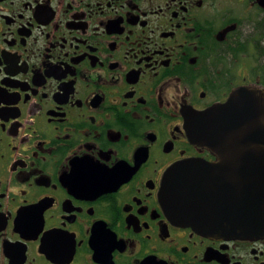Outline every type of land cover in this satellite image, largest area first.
I'll use <instances>...</instances> for the list:
<instances>
[{
  "label": "flooded vegetation",
  "instance_id": "af4514ba",
  "mask_svg": "<svg viewBox=\"0 0 264 264\" xmlns=\"http://www.w3.org/2000/svg\"><path fill=\"white\" fill-rule=\"evenodd\" d=\"M242 88L264 0H0V264H264L184 192Z\"/></svg>",
  "mask_w": 264,
  "mask_h": 264
},
{
  "label": "water",
  "instance_id": "95a60500",
  "mask_svg": "<svg viewBox=\"0 0 264 264\" xmlns=\"http://www.w3.org/2000/svg\"><path fill=\"white\" fill-rule=\"evenodd\" d=\"M232 124L203 136L219 160L192 175L184 192L204 229L224 239L264 233V90L242 88L224 106Z\"/></svg>",
  "mask_w": 264,
  "mask_h": 264
}]
</instances>
